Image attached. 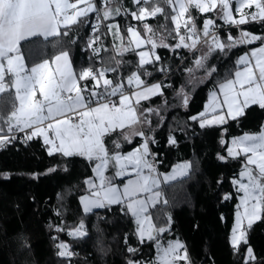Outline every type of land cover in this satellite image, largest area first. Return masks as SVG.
<instances>
[{
    "label": "snow or ice",
    "instance_id": "snow-or-ice-1",
    "mask_svg": "<svg viewBox=\"0 0 264 264\" xmlns=\"http://www.w3.org/2000/svg\"><path fill=\"white\" fill-rule=\"evenodd\" d=\"M133 2L137 5V10L130 13L134 20L144 22L163 16L171 27L162 26L166 35L157 37L146 22L142 30L128 26L125 44V33L121 32L120 25H107L113 39L120 41L114 46L117 55L134 52L138 56V70L126 78L128 89L133 90L126 91L125 82H114L107 77V73L115 72L116 68L94 69L89 66L77 71L68 51H61L51 60L44 59L29 67L21 52V42L38 36H67L90 14L96 16L93 33L98 32L102 21L122 14L120 7L111 6L112 0H103L102 4L98 0H0V94H7L3 107H0V147L16 140L17 133H24L25 142L42 137L49 156L84 157L93 164V176L84 180L86 194L80 196L85 213L94 208L122 205L125 214L135 219L139 241L154 242L156 255L144 264H192L186 245L179 239L169 240L166 244L160 240V235L170 230L171 217L166 222L168 226L158 227L149 211L160 202L161 181L155 160L149 158L152 156L149 145L155 142L154 137L138 130L137 125H147L151 130L152 121L145 114L158 110L145 108L140 111L139 106L142 101L163 95L165 86L160 82L146 83L142 75L151 76L152 73L139 70L160 61L157 48H171L173 51L184 48L195 52L204 44L207 53L194 61L195 68L201 69L206 67L208 57L214 52L260 41L258 47L251 48L237 59L234 74L218 82L217 88L210 91L204 110L190 119L206 128L225 125L229 119L237 120L252 106L264 109V35L241 29L238 36L229 33L223 40L217 24V19L236 28L251 22L264 23V0ZM193 11L200 15L215 13L216 19L206 18L198 27ZM169 38L173 44L165 43ZM99 39L94 36L88 42L94 53L101 50L94 47ZM121 63L116 61L118 66ZM186 71L191 74L194 69L187 68ZM215 71L214 67L210 68L206 75L211 77ZM180 94L184 106H187L188 94L183 89ZM116 132L127 143H132L134 137L143 138V143L124 154L119 151L121 143L112 140L110 150L106 139ZM169 143L175 144V138L170 137ZM220 143L223 146L228 142L222 139ZM241 157L244 164L240 178L231 181L240 194L230 237L231 246L236 251L241 244H247L252 226L264 220V125L258 132L233 137L227 147V156L218 154L220 160ZM191 167L187 162L178 164L171 173L163 176V180L167 182L185 176ZM110 170L112 174L106 175ZM117 178L127 179L121 181V186L115 182ZM231 198V194L224 197L225 200ZM67 234L76 238L85 236L83 222ZM58 248L61 257L73 255L67 243H60ZM128 251L136 252L137 249L130 247ZM251 260H255V256L253 249L248 247L247 261ZM128 264L142 262L129 261Z\"/></svg>",
    "mask_w": 264,
    "mask_h": 264
},
{
    "label": "trees",
    "instance_id": "trees-1",
    "mask_svg": "<svg viewBox=\"0 0 264 264\" xmlns=\"http://www.w3.org/2000/svg\"><path fill=\"white\" fill-rule=\"evenodd\" d=\"M113 1L122 9L120 16L113 17L122 33H126L128 26L142 30L146 22L159 37L166 35L162 26L171 27L163 16L136 21L130 15L137 10L132 0ZM165 11L169 9L165 7ZM193 13L201 22L200 14ZM94 24L93 14H90L67 36H38L21 42L26 64L31 67L44 59L51 60L61 51H68L75 70L89 66L94 69L112 67L117 70L107 73V77L114 82L123 81L138 70V56L134 52L117 55L114 46L120 41L114 40L102 23L99 31L93 33ZM241 29L264 35V23L251 22ZM230 33L239 35L235 28H231ZM142 35L147 34L142 32ZM94 36L100 37L94 44L101 49L99 53L88 47ZM226 38L227 35L222 36L223 40ZM165 43L173 44L174 41L169 38ZM259 44L260 41H256L225 52H214L208 57L206 67L201 69L195 68L194 61L207 53L206 45L188 56L182 66L178 63L188 49L157 48L160 61L139 70L152 73L151 76L142 75L149 84L164 75L158 69H168L165 77L158 81L165 86L163 95L142 101L139 106L140 111L145 108L158 110L145 114L152 124L151 130L147 125H143V129L146 135L154 137L155 142L149 146L160 161L159 171H168L180 162L190 163L192 167L187 175L160 184L162 200L149 211L158 227L168 226L166 222L171 217L170 230L161 236L180 239L187 247L192 264H246L248 247L253 249L255 260L247 264H264V220L252 226L247 244H241L239 251L233 249L229 241L239 197L231 181L241 170L243 157L218 159V154L227 156L232 136L260 130L264 125V109L252 106L237 120L229 119L225 125L206 128L190 119L202 110L218 82L231 77L239 55L247 47ZM117 60L122 61L119 66ZM182 67L194 71L189 74ZM213 67L216 71L208 77L206 72ZM88 83L91 87L92 82ZM181 89L188 94L187 106L183 104ZM6 96L0 94V107ZM8 110H11L10 105ZM170 137L175 138V144L169 143ZM222 139L228 143L222 146ZM135 143L137 141L124 148ZM92 167L84 157L49 156L41 138L15 141L0 149V264H128L129 261L144 264L154 259V243L139 241L134 218L125 214L122 205L94 208L90 213L81 209L79 197L86 194L84 180L93 176ZM226 194H231L232 198L225 200ZM81 221L86 235L69 236L67 233ZM62 242L70 246L71 257L58 254V245ZM130 247L137 251L129 252Z\"/></svg>",
    "mask_w": 264,
    "mask_h": 264
},
{
    "label": "rangeland",
    "instance_id": "rangeland-1",
    "mask_svg": "<svg viewBox=\"0 0 264 264\" xmlns=\"http://www.w3.org/2000/svg\"><path fill=\"white\" fill-rule=\"evenodd\" d=\"M116 99V98H115ZM137 129L138 130H142V128H141V125H137ZM110 138H112V140H117V141H119L120 143L122 142V141H120V140H122L123 139V137L120 135V133L119 132H116V133H114ZM41 139H42V141H43V138L41 137ZM111 140V141H112ZM143 143V138H140V142L137 144V145H135L133 148H131V149H127V150H122V145H121V148L119 149V151H121L122 153H124V154H126L127 152H129V151H132V150H134L135 148H137L140 144H142ZM107 144V143H106ZM108 146V145H107ZM109 147V149L111 150L112 149V144L110 143V145L108 146ZM47 149H48V146H47ZM182 163H185V162H180V163H176V164H174V165H172L171 166V168L168 170V171H165V172H161V171H159L158 169H157V173L159 174V178H160V181H161V183H163V182H165L164 180H163V176L164 175H167V174H169V173H171L172 172V169L176 166V165H178V164H182ZM241 171V170H240ZM240 171H239V173H240ZM239 173H238V175L236 176V178L235 179H239L240 177H239ZM112 174V171L110 170L108 173H106V175H111ZM177 178H179V177H177ZM126 179L127 178H117L116 179V183L117 184H121V181H124V182H126ZM160 183V184H161ZM121 186H122V184H121ZM83 195H85V194H83ZM240 195V194H239ZM82 196V195H81ZM162 200V196H161V198H160V201ZM79 201H80V197H79ZM238 203H239V197H238V202H237V205H238ZM80 205H81V203H80ZM81 209L83 210V207H82V205H81ZM235 212H236V210H235ZM234 220H235V213H234ZM234 220H233V224H234ZM134 222H135V219H134ZM233 224H232V227H233ZM136 225V224H135ZM232 227H231V229H232ZM230 237H231V232H230V236H229V241H230ZM175 239H177V238H175ZM160 240H161V242L162 243H165L166 244V242L167 241H169V240H174L173 238H163L161 235H160ZM180 240V239H179ZM181 241V240H180ZM182 242V241H181ZM154 243V242H153ZM183 243V242H182ZM231 243V242H230ZM154 247H155V245H154ZM155 255H156V253H155Z\"/></svg>",
    "mask_w": 264,
    "mask_h": 264
},
{
    "label": "crops",
    "instance_id": "crops-1",
    "mask_svg": "<svg viewBox=\"0 0 264 264\" xmlns=\"http://www.w3.org/2000/svg\"><path fill=\"white\" fill-rule=\"evenodd\" d=\"M131 2L129 1V4H130ZM132 3H134L133 2V0H132ZM131 3V4H132ZM117 4V2L116 1H113L112 0V7L113 8H116V5ZM201 17V22H199V24L202 26V22H203V20L204 19H206V18H213V19H216V14L215 13H209V14H203V15H200ZM218 20V19H217ZM108 24H116V21H115V19L114 18H111V19H109V20H107L106 22L105 21H102V25L103 26H106L107 27V25ZM132 27H134V26H132ZM136 28V27H135ZM111 34V33H110ZM112 35V34H111ZM113 36V35H112ZM42 37V36H41ZM124 40H125V44H127V40H128V37H127V35H126V33H125V37H124ZM260 45V44H259ZM259 45H255V46H252V47H247L240 55H239V57L241 56V55H243L244 53H246V52H249L250 51V49L251 48H253V47H258ZM238 57V58H239ZM237 69V68H236ZM236 69H235V71H236ZM234 71V72H235ZM234 74V73H233ZM158 81H155V82H152V83H157ZM149 84H151V83H149ZM217 88V86L214 88V89H216ZM213 89V90H214ZM208 97H209V95H208ZM208 97H207V99H206V101H205V103L203 104V107H202V110L200 111V112H202L203 110H204V106H205V104L207 103V101H208ZM199 112V113H200ZM198 113V114H199ZM197 114V115H198ZM141 128H142V130L144 131V129H143V125H141ZM249 133H255V132H249ZM243 134V133H242ZM242 134H239V135H235V136H232L230 139H229V143H228V147L230 146V141H231V139L233 138V137H236V136H240V135H242ZM111 140H112V138H108V139H106V143H107V145L109 146L110 145V143H111ZM137 141V143H135L133 146H131V147H128L127 149H131V148H133L135 145H137L139 142H140V137H134L133 138V141H132V143L133 142H136ZM120 141H122L121 142V145H122V150H127V149H125L124 147L125 146H127V145H131L132 143H127V142H125L123 139L122 140H120ZM150 147V146H149ZM150 152H151V149H150ZM152 153V152H151ZM243 164H244V159H243ZM243 166V165H242Z\"/></svg>",
    "mask_w": 264,
    "mask_h": 264
},
{
    "label": "built area",
    "instance_id": "built-area-1",
    "mask_svg": "<svg viewBox=\"0 0 264 264\" xmlns=\"http://www.w3.org/2000/svg\"><path fill=\"white\" fill-rule=\"evenodd\" d=\"M102 2H103V0H98V3L102 4ZM193 15H194V13H193ZM194 16H195V15H194ZM93 22L96 23V16H95V14H93ZM217 24L220 26L219 32H220L221 39H222V36H223V35H228V34L230 33V29H231V28H235V29H237L239 32H240V30H241V26H240V28H236V27H233V26H231V25H225V24H222V23L219 22V21H217ZM197 26H198V27H201V25L199 24L198 21H197ZM202 45H204V44H201L199 47H201ZM192 53H194V52L188 50L187 54H186V55L180 60V62L178 63V65H179V66H180V65L182 66V63L184 62V60H185L188 56H190ZM182 69H183V70H186V67H182ZM167 71H168V69H165V71L162 72V73H164V75H163L162 77H160L157 81H160V79H162L163 77H165V75L168 73ZM128 76H129V75H128ZM126 78H127V77H126ZM126 78L123 80V82H125L126 91H131V90H133V89H128V87H127V85H126ZM113 99H115V98H113ZM16 135H17V139L14 140V141H12L11 143L5 145L4 147H6V146L12 144V143L15 142V141H22V140L24 139V133H17ZM4 147H0V149H1V148H4ZM149 158L155 160V166H156V169H157V167H158V165H159V162H160L159 159L157 158V156H156L155 154L152 153V156H150Z\"/></svg>",
    "mask_w": 264,
    "mask_h": 264
}]
</instances>
